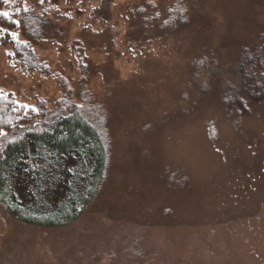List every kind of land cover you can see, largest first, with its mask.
<instances>
[{
	"label": "rangeland",
	"instance_id": "1",
	"mask_svg": "<svg viewBox=\"0 0 264 264\" xmlns=\"http://www.w3.org/2000/svg\"><path fill=\"white\" fill-rule=\"evenodd\" d=\"M3 1L26 13L0 40V91L40 117L83 105L105 123L110 164L71 224L0 202V264H264V109L228 114L210 73L260 41L264 0ZM30 188L21 172L18 193Z\"/></svg>",
	"mask_w": 264,
	"mask_h": 264
},
{
	"label": "trees",
	"instance_id": "2",
	"mask_svg": "<svg viewBox=\"0 0 264 264\" xmlns=\"http://www.w3.org/2000/svg\"><path fill=\"white\" fill-rule=\"evenodd\" d=\"M3 4L0 0V13L4 12ZM19 4L22 0L13 7ZM17 12L26 13L21 8L9 18L0 15V40L4 44L15 41L11 33L18 29ZM147 16L149 21L155 19L154 14L145 15V19ZM185 22L183 15L178 21L163 23L172 28ZM140 35L136 32L137 37ZM259 37L255 45L241 46L228 64L221 68L216 60L211 69L210 73L216 74V90L221 88L223 107L230 115H252L264 109V32ZM213 47L212 51L216 50L217 46ZM203 61L196 62L197 68L204 66ZM56 107L40 117L38 109L18 101L14 93L0 91V202L17 219L49 228L71 224L85 213L101 193L110 164L105 123L93 118L83 105ZM67 159H73L74 164H69L64 174ZM21 172L31 183L29 199L22 198L16 189ZM60 181L64 191L58 195L55 192ZM54 195L57 199L51 203Z\"/></svg>",
	"mask_w": 264,
	"mask_h": 264
},
{
	"label": "snow or ice",
	"instance_id": "3",
	"mask_svg": "<svg viewBox=\"0 0 264 264\" xmlns=\"http://www.w3.org/2000/svg\"><path fill=\"white\" fill-rule=\"evenodd\" d=\"M5 2H8V0H5ZM41 3L44 2V0H40ZM0 15L4 16L5 18H9L10 14L8 12H2ZM15 23H19V21H16ZM0 31H3V29H0ZM13 37H15L17 34L16 33H11Z\"/></svg>",
	"mask_w": 264,
	"mask_h": 264
}]
</instances>
